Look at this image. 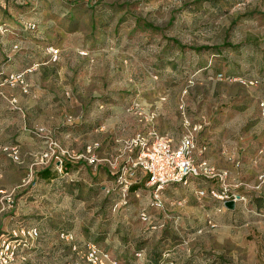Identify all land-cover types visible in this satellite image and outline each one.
Instances as JSON below:
<instances>
[{"label":"rangeland","instance_id":"rangeland-1","mask_svg":"<svg viewBox=\"0 0 264 264\" xmlns=\"http://www.w3.org/2000/svg\"><path fill=\"white\" fill-rule=\"evenodd\" d=\"M12 24L30 31L19 33L20 44L44 39L55 62L61 46L84 43L112 50L115 66L113 85L99 80L97 101L83 105L94 111L93 128L84 130L82 108L74 107L73 133L38 132L70 153L93 146L88 158H66L77 166L59 180L38 179L47 166L27 145L13 143L18 161L6 149L12 145L0 147V190L17 189L13 203L0 193V234L20 223L41 231L25 259L11 264H92L90 243L118 264H264V181L249 171L240 183L228 180L260 213L250 229L242 216L238 225L210 223L211 204L184 185L170 186L156 207L134 184L125 197L118 182L126 142L156 120L181 137L184 115L205 118L198 141L215 147L216 166L249 165L251 148L264 143V0H0V34ZM11 75L0 73V86L21 82Z\"/></svg>","mask_w":264,"mask_h":264},{"label":"crops","instance_id":"crops-1","mask_svg":"<svg viewBox=\"0 0 264 264\" xmlns=\"http://www.w3.org/2000/svg\"><path fill=\"white\" fill-rule=\"evenodd\" d=\"M11 26L13 30L0 34V73L4 76L23 74V81L25 82H18L13 86L4 84L0 86V147L8 145L17 147L20 144L25 151L24 145H27L29 147L27 151H30V153L41 154L48 148L51 138L38 132L40 130L50 132L67 126L68 131L66 134H70L73 127L70 122L73 121L69 119L71 117L69 113L74 107L82 108L79 119L83 118L80 125L86 126L84 130L89 131L90 126L94 127L89 124L88 120L89 116L94 114V111L90 109L84 112L85 107L83 105L87 103V105L89 104L87 107L91 108L94 103L93 100L97 101V96L100 94L99 80H109L113 85L114 53L112 50L109 51L108 48H92L84 43L81 46L64 45L61 46V55L58 56L59 61L55 62L53 54L50 52L51 47L44 39H42L43 41L40 39L35 40L31 38L32 36L30 38L28 36V42L20 44V40L17 39L19 33L26 32L27 35H30V31L17 29L16 24ZM52 47L55 48V46ZM104 68H106V71ZM258 79L262 80L261 77ZM108 88L109 84H107V95ZM185 117L187 116L185 115ZM185 117L179 120L180 127L184 126ZM188 118L190 119V116ZM156 123H158V120H156ZM156 123L152 129L161 133H168L176 141L180 140L181 137L177 134V128L173 127L172 123L169 127L159 123L156 125ZM13 143L19 144L13 145ZM203 145L199 144L197 135V149H201ZM262 146L254 145L251 148V151L257 153L255 156L248 158L249 165L238 161L236 167L223 165L224 167L220 168L228 169L229 179L231 178V180L238 183L243 181V175H246L247 171L259 177L264 170V153L260 152ZM214 149V146L208 144L207 150L203 152L200 158H205L209 163L215 165L213 163ZM50 168L53 170L54 164L44 167L43 170ZM38 179H40L39 176ZM146 181L147 177L144 176L141 182L134 183L138 187L133 190L134 192L140 191V195H143V199L149 204L152 201V193L151 188L146 186ZM201 183L206 187L214 184L212 180L197 181L194 179L190 186L186 187H188L190 193L199 196L196 191ZM174 185L180 184H172L164 189L162 193L163 202L167 198L166 193L172 192L170 186ZM236 191L243 195L245 200L237 202L234 209L228 208L223 201L210 195L199 196L201 200L204 199L206 203L211 204L209 218H206L210 223L217 224L218 220L225 218L224 220L229 223L227 225H238L240 216H242L243 220L240 222L242 226L249 229L255 226L253 216H255L254 214H260L259 211L248 207L246 196L238 190ZM249 212L251 213L250 218L247 217Z\"/></svg>","mask_w":264,"mask_h":264},{"label":"built area","instance_id":"built-area-1","mask_svg":"<svg viewBox=\"0 0 264 264\" xmlns=\"http://www.w3.org/2000/svg\"><path fill=\"white\" fill-rule=\"evenodd\" d=\"M218 77L223 79L224 74L219 73ZM11 78L14 79L13 81L24 82L22 74L11 75ZM205 126L204 118L193 123L188 117H185L184 133L179 141H176L168 133H161L152 128L127 141L126 148L130 152L128 164L122 168L118 175V182L123 185L124 196L129 194L132 184L141 182L142 178L146 176V186L151 188L152 193L150 204L156 207L163 206L162 193L166 187L172 184L190 186L194 179L214 182L210 187L199 186V184L196 191L199 196L210 195L223 201L225 205L228 200H234L236 205L237 202L244 201L245 197L232 188L233 186L229 183L228 169L217 167L209 163L207 159L200 158L209 144L208 142L204 143L201 149H197V135L204 130ZM92 148V145H88L84 153H70L68 150L62 149L57 141H51L49 148L38 155L37 164L46 166L54 164V169L62 173L65 162L72 163V160L88 158L87 155L91 153ZM6 149L10 150L9 155L14 160H20L18 147L11 146ZM260 152L264 153V145ZM66 158L72 160L68 159L67 161ZM89 159L93 161L92 156ZM259 178L264 180V170ZM35 184L36 181H34ZM16 191L15 188L10 191L1 189L0 193L7 202L13 203ZM135 194L139 197L140 191H136ZM141 216L144 220L149 217L146 211H143ZM40 236L41 231L37 226L27 227L22 223L11 230L2 232L0 234V264H11L17 258L25 259V249L31 247ZM67 237L69 238V235ZM88 247L89 260L92 264H118L117 260L106 251L99 249L95 243H90Z\"/></svg>","mask_w":264,"mask_h":264},{"label":"trees","instance_id":"trees-1","mask_svg":"<svg viewBox=\"0 0 264 264\" xmlns=\"http://www.w3.org/2000/svg\"><path fill=\"white\" fill-rule=\"evenodd\" d=\"M77 165L76 164H73V163H70V162H65L64 164V171L62 173H59L57 170L55 169H46V170H42V171H39L38 173V176L40 179L42 180H46V181H49L51 179H56V180H59L61 177H63L64 174H67L68 171L74 167H76ZM138 186L137 185H134L132 186V189H136Z\"/></svg>","mask_w":264,"mask_h":264},{"label":"water","instance_id":"water-1","mask_svg":"<svg viewBox=\"0 0 264 264\" xmlns=\"http://www.w3.org/2000/svg\"><path fill=\"white\" fill-rule=\"evenodd\" d=\"M235 205H236V203H235L234 200H228V201H226V206L228 208H230V209H234L235 208Z\"/></svg>","mask_w":264,"mask_h":264}]
</instances>
